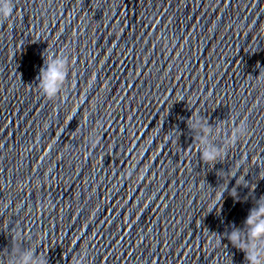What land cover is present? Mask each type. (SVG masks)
I'll list each match as a JSON object with an SVG mask.
<instances>
[{"label":"clouds","instance_id":"obj_1","mask_svg":"<svg viewBox=\"0 0 264 264\" xmlns=\"http://www.w3.org/2000/svg\"><path fill=\"white\" fill-rule=\"evenodd\" d=\"M13 0H0V23L7 20L13 14ZM68 76V61L63 59L49 60L47 67L42 68L39 75L38 87L49 99L56 97ZM264 82V78L260 79ZM191 128H200L204 135L200 136L198 148L202 161L209 165H214L218 160H222L225 151L211 145L208 135L212 129L207 126L206 121L201 123L198 114L189 118ZM219 132V128L217 129ZM247 133L246 122L241 120L238 127H235L226 141L228 145H235L237 141ZM239 134V135H238ZM223 192L217 194V199H222ZM246 233L239 229H234L228 236L231 244L244 252L247 264H264V197H261L256 206L249 210L245 220ZM34 252L29 249L20 258L19 264H46L45 260L34 259Z\"/></svg>","mask_w":264,"mask_h":264}]
</instances>
